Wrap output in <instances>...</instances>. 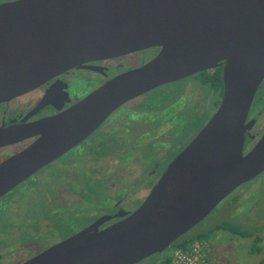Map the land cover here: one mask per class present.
I'll use <instances>...</instances> for the list:
<instances>
[{
    "label": "water",
    "instance_id": "water-1",
    "mask_svg": "<svg viewBox=\"0 0 264 264\" xmlns=\"http://www.w3.org/2000/svg\"><path fill=\"white\" fill-rule=\"evenodd\" d=\"M157 49L65 111L0 128V147L37 135L0 163V196L76 145L128 100L222 66L214 113L141 204L100 220L21 264H138L161 254L240 185L264 172V132L245 151L247 115L264 79V0H11L0 3V102L87 62ZM106 220V217L101 219Z\"/></svg>",
    "mask_w": 264,
    "mask_h": 264
},
{
    "label": "flooded vegetation",
    "instance_id": "flooded-vegetation-1",
    "mask_svg": "<svg viewBox=\"0 0 264 264\" xmlns=\"http://www.w3.org/2000/svg\"><path fill=\"white\" fill-rule=\"evenodd\" d=\"M6 1L11 0H0V3ZM148 50L152 52V57L157 53V49ZM143 51L146 50L114 59L87 62L47 80L27 93L0 102V128L7 130L8 127L31 124L65 111L108 79L133 68L122 59ZM145 60H149V57L146 56ZM159 87L128 100L118 108ZM118 108L79 143L37 168L0 196V264H21L99 220L97 226L101 229L127 217L145 199L168 163L192 139L185 143H172L176 149L168 152L161 146L163 142L165 144V135L168 133L174 141H178L182 139L178 132H188L192 128L190 124L185 126L191 117L187 116L185 121L182 114L170 108V105L163 110L169 115L158 120L152 129H149L150 119L143 108L138 109L134 119L129 118L127 112H123L119 118H112ZM254 118L249 114L246 121ZM254 125L246 134L245 151L261 135L254 133ZM37 138V135L30 136L1 146L0 163L21 153ZM128 154L139 155L142 163L150 161L152 158L144 159L152 154L153 163L144 172L136 170L127 163ZM118 156L122 159L117 163ZM89 179L98 181L96 190H102L105 200L102 201V213L81 228V211L87 208H81V193ZM132 179H135L133 183ZM133 190L134 194H139H136V198H129ZM134 200L136 204H133ZM104 217L106 220L102 221Z\"/></svg>",
    "mask_w": 264,
    "mask_h": 264
},
{
    "label": "rangeland",
    "instance_id": "rangeland-1",
    "mask_svg": "<svg viewBox=\"0 0 264 264\" xmlns=\"http://www.w3.org/2000/svg\"><path fill=\"white\" fill-rule=\"evenodd\" d=\"M146 56L150 59L152 52L146 50L135 53L123 58L122 61L124 60L127 66L134 68L145 63ZM82 93L83 90H81ZM216 99L212 92L201 88L193 81H189L188 79L181 80L173 85H164L151 93H147L123 105L113 113L112 118H119L123 112H127L130 114L128 117L134 119L138 115L136 107L144 106L146 116L150 119L149 129H152L156 127L158 120L167 117L169 113H164V111L155 112L152 111L151 107L159 100L162 102H172V108L177 109L175 111L182 114L181 117L185 121L187 116L191 117L193 123L191 125L192 128L188 132L185 130L177 133L182 137L181 140L174 141L173 136L169 133L165 135V144L163 142L161 146L165 147L164 150L168 152L171 149H176L172 143L180 141L185 143L198 133L218 106H215ZM181 108L182 111H180ZM249 114L257 120L254 125V133L262 134L264 132V79L255 92ZM195 120L197 121L196 124H194ZM189 124V121H187L185 126ZM185 137L186 139L183 141ZM150 152L153 153L152 150ZM138 156L128 154L127 163L132 165L136 170L144 172L153 163V155L150 154L148 158H145L144 161L152 159L144 163L139 161L140 158ZM120 159L122 158L118 156L117 163ZM134 180L132 179V183ZM86 187L81 193V197L83 198L81 199V205H83L81 208L87 206L85 210L81 211V228L88 225L90 219L92 220L102 213L101 209L104 206L102 201L105 200L102 190L100 188L99 191L96 190L98 189V181L89 179L87 180ZM132 192L133 194L130 193L129 198L130 196L136 198V194H139V192L134 194V190ZM133 204H136V200L133 201ZM128 208L133 209V207ZM222 221L237 224L244 230L254 232L262 240L258 241V243L256 242L253 249L250 250V246L253 244V237L238 236L228 231L212 230L204 240L194 241V243L197 242L199 244L201 249L199 264H258L264 255V172L237 187L201 223L195 225L190 231L196 232L202 228H211ZM62 235L61 233L60 236ZM255 246H258L259 250H256ZM174 250V246H170L161 254H155L138 264H153L157 260L156 264H161L166 258L171 256Z\"/></svg>",
    "mask_w": 264,
    "mask_h": 264
},
{
    "label": "trees",
    "instance_id": "trees-1",
    "mask_svg": "<svg viewBox=\"0 0 264 264\" xmlns=\"http://www.w3.org/2000/svg\"><path fill=\"white\" fill-rule=\"evenodd\" d=\"M187 79L189 81H193L195 84L199 85L201 88H205V89L209 90L210 92H212V94L217 98L215 101V106H217L219 104L221 96H222V67L221 66H217V67L210 69V70H204V71L198 72V73L193 74V75H191L185 79H182V80H187ZM177 82H179V81H177ZM177 82L172 83V84H166L165 86L173 85V84H176ZM161 87H163V86H161ZM161 87H159V88H161ZM149 93H151V92H149ZM167 103H170V104L165 105L164 102H162L160 100L156 101L155 104L153 105V107H151V109H152V111L159 112V111H163L165 109V107H169V105H170V108L173 107L172 102H167ZM164 105H165V107H164ZM139 108H141V109L143 108V112L144 113L146 112L144 106H138L137 109H139ZM188 118H190V117L188 116ZM190 120H189V123H190V125H192L193 121H190ZM212 230L228 231V232H230L234 235H238V236L253 237V244L250 246V250L253 249L254 244H256V242L258 243V241L262 240L259 236L255 235L254 232H251L249 230H244L240 226H238L237 224H234V223H231L228 221H222V222L215 224L214 227H211V228H202L199 231L197 230L196 232L188 231L186 234L182 235L180 238H178L176 241H174L172 243V246H174L175 249H182V250L188 249L189 246L194 241L204 240L205 238H207ZM255 247H256V250H259L258 246H255ZM157 261H155V263H153V264H156ZM168 261H169V257L166 258V260L161 264H167ZM258 264H264V255L259 260Z\"/></svg>",
    "mask_w": 264,
    "mask_h": 264
},
{
    "label": "built area",
    "instance_id": "built-area-1",
    "mask_svg": "<svg viewBox=\"0 0 264 264\" xmlns=\"http://www.w3.org/2000/svg\"><path fill=\"white\" fill-rule=\"evenodd\" d=\"M201 249L197 242H193L188 249H175L167 264H199Z\"/></svg>",
    "mask_w": 264,
    "mask_h": 264
}]
</instances>
